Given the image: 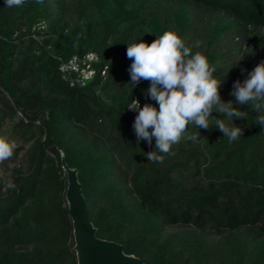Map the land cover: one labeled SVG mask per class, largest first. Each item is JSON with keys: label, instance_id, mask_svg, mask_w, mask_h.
Here are the masks:
<instances>
[{"label": "trees", "instance_id": "16d2710c", "mask_svg": "<svg viewBox=\"0 0 264 264\" xmlns=\"http://www.w3.org/2000/svg\"><path fill=\"white\" fill-rule=\"evenodd\" d=\"M167 30L199 42L192 51L224 79V102L264 61V0H0V135L23 143L0 180V264H78L63 160L97 237L125 254L145 264H264V128L249 105L234 103L248 116L233 118L243 136L232 143L214 122L189 126L198 140L174 145L163 163L143 155L155 138L137 143L138 113L127 106H159L149 81L130 84L127 43ZM239 37L254 43L243 60ZM87 52L99 73L70 86L60 63Z\"/></svg>", "mask_w": 264, "mask_h": 264}, {"label": "clouds", "instance_id": "9594fccd", "mask_svg": "<svg viewBox=\"0 0 264 264\" xmlns=\"http://www.w3.org/2000/svg\"><path fill=\"white\" fill-rule=\"evenodd\" d=\"M42 3L43 0H37ZM25 0H5V6H21ZM127 57L132 61L128 68L130 84L135 87L142 80L149 81L146 95L158 104V108L145 103L140 106L133 99L127 108L138 114L133 123L137 143L141 140L149 146L155 138V150L143 155L148 162L163 163L166 155H174V145L182 140L197 141L199 133H191L189 126L211 129L210 124L227 137L228 142L243 136V129L233 123V118L246 119L247 112L234 106L249 105L256 112V124L264 128V61H261L241 82L233 84L231 96L235 102H224L220 88L224 82L214 75L216 69L208 58L193 47L175 30L164 31L150 44L143 40L127 43ZM222 114L218 119L211 114ZM16 142L0 137V161L12 157Z\"/></svg>", "mask_w": 264, "mask_h": 264}, {"label": "water", "instance_id": "95a60500", "mask_svg": "<svg viewBox=\"0 0 264 264\" xmlns=\"http://www.w3.org/2000/svg\"><path fill=\"white\" fill-rule=\"evenodd\" d=\"M67 175L66 199L73 223L74 250L78 264H145L140 258L127 255L124 247L116 242L97 237L81 191L76 170L70 169L63 160Z\"/></svg>", "mask_w": 264, "mask_h": 264}, {"label": "built area", "instance_id": "2783aa9c", "mask_svg": "<svg viewBox=\"0 0 264 264\" xmlns=\"http://www.w3.org/2000/svg\"><path fill=\"white\" fill-rule=\"evenodd\" d=\"M99 56L94 52H87L83 55H73L67 60H62L59 66V72L63 80L67 81L70 86L84 87L94 80L99 73L97 63ZM107 68L100 70L105 75ZM19 117H23L18 113Z\"/></svg>", "mask_w": 264, "mask_h": 264}, {"label": "rangeland", "instance_id": "374dc122", "mask_svg": "<svg viewBox=\"0 0 264 264\" xmlns=\"http://www.w3.org/2000/svg\"><path fill=\"white\" fill-rule=\"evenodd\" d=\"M202 27H203V24H200V25L196 26V28L194 27V31H195V29L196 30L197 29H201ZM236 40H241V44L243 43L242 44V53H241V56L239 57V59L243 60V57L246 55V54H244L245 52L250 53V52L253 51V49H254V43L253 42H250L249 40H246V39H240V37L237 38ZM233 58L236 59V56L234 55ZM249 60L250 59L248 57L247 58V61H249ZM3 131H4V129H3ZM0 137H6V138H8V139L16 142L17 147L15 148L14 152L16 151L17 148L23 146V143L21 142L20 139H17L15 137L14 138L13 137L11 138L9 134L0 135ZM17 164L18 163H17V161H16V159L14 157V153H13V155H12L11 158L6 159L4 161H0V180L6 181L7 178H8V176L10 175L11 169H13L15 166H17Z\"/></svg>", "mask_w": 264, "mask_h": 264}]
</instances>
